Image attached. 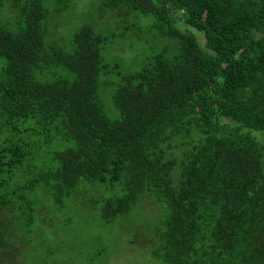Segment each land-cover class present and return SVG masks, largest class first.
I'll list each match as a JSON object with an SVG mask.
<instances>
[{"label": "trees", "instance_id": "16d2710c", "mask_svg": "<svg viewBox=\"0 0 264 264\" xmlns=\"http://www.w3.org/2000/svg\"><path fill=\"white\" fill-rule=\"evenodd\" d=\"M65 1L0 0V264L68 232L44 215L73 198L125 237L91 264L141 243L142 264H264V0H99L123 33L148 21L175 47L119 77L117 117L99 92L115 32L50 42Z\"/></svg>", "mask_w": 264, "mask_h": 264}, {"label": "rangeland", "instance_id": "374dc122", "mask_svg": "<svg viewBox=\"0 0 264 264\" xmlns=\"http://www.w3.org/2000/svg\"><path fill=\"white\" fill-rule=\"evenodd\" d=\"M65 3L70 6V10L62 14V25L58 29H54L56 34L50 42L59 46L65 44L77 27L86 24L90 25L95 31L115 32L112 41L104 45L103 53L107 61L117 62L119 67L106 75V83L104 85L102 82L100 83L99 92L105 104V111L108 112L110 117H117L118 112L111 99V90L119 77L141 66L145 56L153 51L159 50L165 45H168L170 49H174L173 40L169 37L159 38L151 33L147 28L148 21L141 25L136 23V34L123 33L121 27L124 23H118L112 14L106 15L108 11H105L101 16L102 10L99 0H66ZM65 23L68 24L65 25ZM64 144H59L58 148L63 147ZM68 144L71 145L72 143ZM97 195L98 191H91L87 198H93ZM153 209L155 208L153 207ZM48 210L54 211L55 205L46 209V211ZM63 213L60 214L61 216H54L51 213L44 216L50 220L53 227L58 229L64 226L67 219L72 220L74 224L68 229V232H57L55 234L56 231L53 233L49 228L40 238L34 239L35 242L31 247L16 252L18 259L14 257L12 264H66L68 257L71 259L80 258L81 264H91L94 262L91 260L92 253L101 246L106 249V252H110L116 243H118L119 251L125 249V237L120 228L113 227L111 230L105 231L104 234L101 233L97 220L93 218L94 214L88 206H85V203H82L81 199L66 200ZM146 222L150 224L151 220L146 219ZM42 237L45 239L43 240ZM63 244L64 247H62ZM34 246L37 247L36 251L33 249ZM138 248H146V246L142 243L129 246L127 255L130 258V264H142L143 258L138 254ZM18 249L20 250V248ZM43 260H47V262H42Z\"/></svg>", "mask_w": 264, "mask_h": 264}]
</instances>
